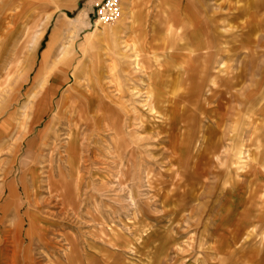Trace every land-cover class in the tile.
Wrapping results in <instances>:
<instances>
[{
    "label": "rangeland",
    "instance_id": "rangeland-1",
    "mask_svg": "<svg viewBox=\"0 0 264 264\" xmlns=\"http://www.w3.org/2000/svg\"><path fill=\"white\" fill-rule=\"evenodd\" d=\"M111 1L0 0V264H264V0H193L207 70Z\"/></svg>",
    "mask_w": 264,
    "mask_h": 264
},
{
    "label": "crops",
    "instance_id": "crops-1",
    "mask_svg": "<svg viewBox=\"0 0 264 264\" xmlns=\"http://www.w3.org/2000/svg\"><path fill=\"white\" fill-rule=\"evenodd\" d=\"M168 1V0H167ZM184 0H169V5L172 6L171 10L173 12H171L170 18L171 20L174 22L173 23V27L170 28L169 27V33L173 32V29L175 27L176 24H179L177 26H180L182 28L183 32L178 33L177 35H183V36H187L190 39V43L188 44L189 46L186 48L187 52H188V58L189 60H194L197 58H201L203 61V68L204 70L208 69V65H211V61L213 60V56L212 55V46L211 44H209L208 42H204V40L207 38L205 36H202L203 38H201L200 36H198V33H196L195 30H193L194 27V20H193V16H197V8L194 5V1L193 0H186V5H183ZM117 6H119V2L117 4ZM78 15H82V11H80L76 18L78 17ZM134 17V14H132ZM183 21V22H182ZM183 23V24H182ZM203 21L198 22V24H200V28L202 26ZM67 26V24L65 22H61L58 24V28L59 30L64 29L63 27ZM67 28V27H66ZM111 39L114 40V43L117 46L122 45L124 42L122 41V37L117 36V34L110 32H106L105 35V40L108 41V43L110 44ZM135 51V55H138L137 49H133ZM197 61V60H195ZM141 66H143V64H141ZM153 71H149V73H151ZM164 71H161V73H163ZM204 72V71H202ZM207 72V71H206ZM148 73V72H146ZM209 106V105H208Z\"/></svg>",
    "mask_w": 264,
    "mask_h": 264
},
{
    "label": "bare ground",
    "instance_id": "bare-ground-1",
    "mask_svg": "<svg viewBox=\"0 0 264 264\" xmlns=\"http://www.w3.org/2000/svg\"><path fill=\"white\" fill-rule=\"evenodd\" d=\"M113 2L116 4V8H117V1H116V0H113ZM117 10H118V8H117ZM153 72H154V71H153ZM45 78H46V77H43L42 85H43V82L45 81ZM45 85H46V84H45ZM148 97H149V96H148ZM152 100H153V99H152ZM43 102H44V99H43V97H42V98H40V101H38L37 103H35V105H34V109H33V114H35V116L40 115V113L42 112ZM152 102H153V101H152ZM149 111H150L151 113H156V112H155V108L152 107V106L150 107ZM29 120H30V119H29ZM75 149H76V147H75V142H74V140L72 141V139H70V141L67 142V152H68L69 156L72 157V155L75 154Z\"/></svg>",
    "mask_w": 264,
    "mask_h": 264
},
{
    "label": "built area",
    "instance_id": "built-area-1",
    "mask_svg": "<svg viewBox=\"0 0 264 264\" xmlns=\"http://www.w3.org/2000/svg\"><path fill=\"white\" fill-rule=\"evenodd\" d=\"M111 6V12L108 14V16H103L102 19L104 20H109V19H112L114 16L117 15L118 13V10L116 8V4L111 1L109 4H108V7Z\"/></svg>",
    "mask_w": 264,
    "mask_h": 264
}]
</instances>
